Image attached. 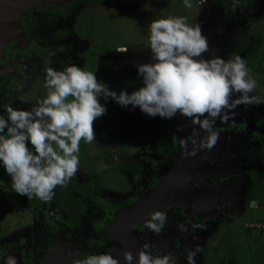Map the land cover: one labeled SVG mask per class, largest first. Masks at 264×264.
Masks as SVG:
<instances>
[{
  "label": "rangeland",
  "instance_id": "obj_1",
  "mask_svg": "<svg viewBox=\"0 0 264 264\" xmlns=\"http://www.w3.org/2000/svg\"><path fill=\"white\" fill-rule=\"evenodd\" d=\"M18 1L22 6L13 21L26 26L25 30L18 28L27 47L20 46L21 42L11 44L8 61H0V79H7L1 81L0 90H10L17 99L16 104L11 105L13 108L27 109L45 95L42 85L48 67L60 70L62 64L75 63L84 70L93 71L104 56L112 58L118 53L121 57L115 64L151 62L148 25L161 16H185L188 22L198 23L209 43L210 51L205 53L206 56L214 54L228 58L234 54L237 43L264 37V0H227L225 10L219 9L214 0H205L203 5L193 0L192 9H186L182 0H79L71 16L68 13L62 15V10L75 0H64L63 4L55 0ZM53 10L57 16L52 15ZM61 33L63 35L60 36ZM121 47L127 50H116ZM51 50L55 51V58L46 55ZM129 52L133 57L128 59ZM90 56L93 58H88ZM97 71L100 72V69L97 68ZM250 75L257 80L254 93H264L262 74L250 71ZM261 116H264V104H238L228 120L222 122L217 118L213 126L217 133L233 129L234 132L222 137L218 159L196 162L191 180L194 188L198 189L214 182H218L219 186L215 193L196 200L179 189H172L159 209L165 214L160 232L150 231L145 222L138 227V238L143 245H149L151 254L170 255L176 250L180 257L189 259L191 253L189 260L193 264H264V231L255 227H242L241 230L240 227V223H246L248 219L264 224V200L259 196L255 199L257 209L251 208L249 201H253L257 193L255 190L248 191V183L239 187L242 178L247 179H242V182L249 181L248 177L255 172L251 166L260 165L259 172L264 174V145L258 144L250 134ZM175 122L193 147L195 144V149L209 150L199 146L204 132L190 124L186 117H149L138 107L131 106L106 109L92 123L95 141L91 144L80 141L79 166L72 178L81 177L82 185L88 177L97 178L102 186L104 201L112 205L124 199L140 198L162 176L159 166L175 162L182 156L183 143L174 131ZM132 124L138 127L134 128ZM245 125L251 128L250 132L243 128ZM254 130L264 135V127ZM156 136L163 139L165 147L160 154H150V143ZM107 152H117L124 158H134L143 152L142 155L146 157L149 154V158L153 159V165L139 162L141 171L130 182L113 174V170L104 165ZM259 194L262 193L259 191ZM34 198L37 201L35 208L48 217L52 228L59 229L68 238V234L61 231V222L56 218L52 205H44L43 201ZM23 199L28 198L0 182V254H5L23 240L26 241V248L31 249L36 244L28 236L35 219L32 212L21 208L20 201ZM235 201L240 205L237 206ZM88 210L90 212L91 208ZM61 211V215L66 216V211ZM235 212H239L236 223L220 219L229 218V214ZM224 220L230 223L228 235L222 238L223 243L214 244L209 239ZM82 222L97 233L94 236L99 243L104 241L105 233L95 228V222L89 215H85ZM46 225L44 221L43 226ZM78 239L84 242L81 237ZM216 239L218 241V237ZM214 248L219 252H214Z\"/></svg>",
  "mask_w": 264,
  "mask_h": 264
},
{
  "label": "clouds",
  "instance_id": "obj_2",
  "mask_svg": "<svg viewBox=\"0 0 264 264\" xmlns=\"http://www.w3.org/2000/svg\"><path fill=\"white\" fill-rule=\"evenodd\" d=\"M182 3L186 9L194 6L193 0ZM195 3L203 5L205 0ZM147 39L151 62L135 65L141 85L131 92L110 90L94 70L72 63L63 70L46 69L42 85L45 95L29 108L5 106L0 114V168L10 177L15 193L49 202L57 186H67L78 170L80 141H95L92 123L106 112L101 98H111L122 107H138L149 117H186L204 132L199 146L208 149L218 137L213 127L217 118L228 120L238 104H264V93H254L257 80L250 75L245 59L235 54L236 48L228 58L205 55L210 51L209 43L198 23L188 22L185 16H161L149 23ZM194 150L195 144L188 154ZM164 222V212L156 210L149 214L145 226L159 233ZM258 229L263 232L264 226ZM148 248L145 244L138 250L135 264H174L168 254L153 256ZM122 256L125 264H133L130 252ZM0 264L17 262L8 255ZM72 264L119 261L101 252L85 254Z\"/></svg>",
  "mask_w": 264,
  "mask_h": 264
},
{
  "label": "flooded vegetation",
  "instance_id": "obj_3",
  "mask_svg": "<svg viewBox=\"0 0 264 264\" xmlns=\"http://www.w3.org/2000/svg\"><path fill=\"white\" fill-rule=\"evenodd\" d=\"M224 2H225V7H226V3L228 1L227 0H224ZM78 3H80L79 0H75L74 2L69 3L68 6H66L67 8H65L64 10H62V13L63 14L62 13L61 14L62 15H65V13H66V15H67V13H68L71 16L73 14V11L77 8ZM222 10H225V8L222 9ZM51 13H52L53 16H57V14H56V12L54 10ZM16 25L19 28L21 27L24 30L26 28V26L24 27L21 23H19V24L16 23ZM19 32H20V29H19ZM20 35H19V37H17L18 38L17 40L15 39L14 41H12L11 43H9V44L6 45V47L4 48V55L2 57H0V61H3V62L4 61L5 62L8 61V58L10 56V55H8V51L10 49L9 46H11V44H14L15 42H21L19 44L20 46H25L26 45V47H27V43H25L24 40H21L22 38H21ZM61 35H63V33H61L60 36ZM23 41H24V43H23ZM54 53H55V51L51 50L50 52H46V55L47 56H51L52 58H55V56H57V55H54ZM113 56H112V60H113ZM131 56H132V54L129 52V54H127V58L129 59V57H131ZM106 57L109 58L111 56H106ZM88 58L92 59L93 56H90ZM135 63H140V62H138V61H132L130 63H121V64L131 65V64H135ZM5 67H8V65H6ZM108 67L109 66H107V68ZM95 69L97 70V68H95ZM105 72L106 71H103L102 72V79H103V76H105ZM12 76H13V78H16L14 75H12ZM2 80H7V79H6V77H1L0 83H2L1 82ZM109 83H110L109 81L106 82L107 86H109ZM2 92H9L10 96L11 97H14V95H11V92L8 89L1 90L0 91V94ZM11 105H14V104H11ZM262 117H264V116H261L260 118H262ZM258 120H259V118H257V120L255 122L256 125H255V128L254 129H259V128L264 127V122H262L260 125H258V123H257ZM175 124H176V122H175ZM243 128L244 129L246 128V130H248L250 132V129L251 128H249L248 126L245 125V126H243ZM241 130H243V129H241ZM253 130L251 129V133H250V134H252L253 139L258 144H263L264 145V135L263 134L259 135V134H257L255 132V130L254 131ZM174 131H175V125H174ZM180 131H181V129H180ZM231 132H234V129L232 131H226V130L220 131V132H218V137L222 133H225L223 135V136H225L226 134L231 133ZM175 133L177 134L176 131H175ZM218 137H217V141H218ZM179 138L181 139V137H179ZM219 141L222 142V139H220ZM219 141H218V143H220ZM238 143H240V142H238ZM150 150H151L150 154H152L153 153L152 152V148H150ZM218 153H219V151H218ZM108 154H111L112 161L113 162L116 161L117 163L121 162V163H124V164H127V165H131V164H134V163H132V160H136L137 159L138 162L143 161V159H140V157H139L140 155L143 154V152H141V154H138V156H137L138 158L137 157H134V158H132V157L124 158V157L119 156V154H117V152H114L113 154L112 153H108ZM108 154L106 156H108ZM183 154L184 153L182 151L181 158L178 159V160H176L175 162H171V163H169L168 165H165V166H159L160 167V170L162 171V176H163L164 172H169V171H171V169L172 170H175V171L177 170L178 167H179V171H181L183 169V166L185 165L184 164V157H185V155H183ZM146 155H148V154H146ZM142 156H144V158H145V154L142 155ZM121 158H123L124 160L121 159ZM152 160L153 159H151V163H146V165L149 164L148 166H152L153 165ZM103 162H105V160ZM104 165H105V163H104ZM106 166L109 167V168H111L112 170L114 169L112 166H110V164H108ZM251 167H254L255 172H253L252 175L250 177H248V180L249 181L242 182L241 181L242 179L243 180H247L246 178H242L239 181V183H240V186L239 187L242 188L244 183L246 185L248 183V186H249L248 191L250 190V192H252L253 190H255V192L257 193L255 195L256 197H254V200L253 201H249V205H250L251 208L257 209V203H256L255 199H257L260 196L264 200V174H262V173L259 172L260 165H258V166H251ZM193 173L194 172H192V174H191V179L193 177ZM113 174H116V173L113 171ZM183 174H186V173H183ZM137 175H134L132 177V181L135 178V176H137ZM118 176H120V175H118ZM162 176L160 177V179L162 178ZM76 177H77L76 180H77L78 183L74 185V189L82 188V187L86 186V183L87 182L82 185V183L80 182V180L82 178L81 177H78V176H76ZM160 179L156 182L155 186L152 187L149 190V192L152 191L156 187V185L158 184V182L160 181ZM190 181L192 183V180H190ZM79 185H81V186H79ZM192 186H193V188L195 187L193 185V183H192ZM218 186H219V183L218 182H214V183L210 184L209 186L207 185L203 189L194 188V190L198 189L196 191H202V190H206L208 188H212L211 191L209 192V194H213V193L216 192V189L218 188ZM101 191H102V186H101L100 190H98V192L95 193V196H96L95 203L86 204L85 205L82 202V204H84V206H83L84 210L80 214V216H78V217L76 216V219H75L74 222H73V220H71L68 223L62 221V220L65 221V219H68L69 216H70V213H71L70 212L71 209L68 208L66 205H63L62 203H60L58 205V207L56 208V206L54 205V203L52 201H50V202H43L44 205H50V204L52 205L53 211L55 212V215H56V218L61 222V225H62L61 231L67 233L68 234V238H67V236H65L64 234H62L59 229L52 228V225L48 221L49 220L48 217L47 216L45 217L44 214L42 212H40V210H38L37 208H35V204L37 203V201L34 198L33 199V202H32L33 205H32L31 210L30 211H26V212H32V214L34 216V219H35V224L33 225V227L31 229H29L28 236H31V240H33V242H35L36 244H34V247L31 248V249L30 248H26L25 247L26 241L23 240L22 243H18L17 245L13 246L5 254L4 253H1L0 254V259H2L5 256H8L12 250H14L15 253H16V257L15 258L17 259V261H16L17 264H72L73 260L83 258L85 254H95V253H101V252H107V253H110L111 254V249H112L113 241H112V238H111V235H110V226L116 220V217H117L119 211L122 208L130 205L131 203H133L135 200H137L139 198H135L134 200H131V202L129 204L121 207L119 209V211L117 212L115 219L112 220L111 222H109V225L107 226L106 229H103L101 225L105 222V217H106L105 213L106 212H110L111 210L115 211V207L118 206L119 204H122V202H124L126 199L120 201L117 205L116 204L115 205H112L110 202L108 203V202L104 201L103 192L101 193ZM259 191L262 194H259ZM148 193H146L145 195H147ZM182 193H183V191H182ZM183 194H185V192ZM209 194H207V195H209ZM99 195H100L101 200H99ZM145 195L140 196V198H142ZM73 196L75 197L76 195L73 193ZM204 197H202V198H204ZM128 201H130V200H128ZM235 203H236L237 206L240 205L236 201H235ZM253 204L255 206H253ZM90 208H91V211L89 212L88 209H90ZM62 209H64L66 211V216H62L61 215V212H62L61 210ZM239 209L240 208H238L237 210H239ZM234 214L233 215L232 214H229V218H226V216H225V217L220 218V219H225V220L228 219V221H230V223H236L238 221V218L236 217V214H239V212H235ZM85 215H89L91 217V219L95 222V224H93L95 226V228H98L99 230H101L102 232L105 233L106 236H105V238H103L104 241H102V242L99 243V240L98 239H95V237L97 236V233L94 232V231H92L89 228V226L87 225V223L85 225L82 222V220L85 217ZM147 219H149V218H147ZM147 219H144L143 221L139 222L134 227V231L136 233L137 238H138V235H137L138 227L143 222H145ZM225 220H224V223L223 224L222 223H219L217 225L218 231L217 232H214L211 235V238L209 239V241H211L213 243L215 242L214 244H216L217 242H219L220 244H221V242L222 243L224 242L222 238L226 236L227 230L228 231L230 230V229H228L230 223H226ZM44 221H45V224H47L46 227L43 226V222ZM195 221H196V219L193 220V222H195ZM249 222L250 221L248 219V221L246 223H240L241 230L243 229L242 227H244V229H248L247 227H255L257 229V228H259V226H264V224H261L259 222H250V223ZM54 224L57 227L56 223H54ZM194 224H196V223H194ZM207 225H210V224H207ZM98 229H96V230H98ZM44 230H46V231H44ZM71 234H74V235L71 236ZM94 235H96V236H94ZM79 237H81V239H83L84 242H82V240H79V239L77 240V238H79ZM84 237H85V239H84ZM216 237H218V241H217ZM138 240H139V238H138ZM225 241L227 242L226 239H225ZM228 241L231 242L232 239L229 238ZM139 242H140V240H139ZM140 243L142 244V242H140ZM142 246H143V244H142ZM214 252H219V251H218L217 248H214ZM214 256L217 257L216 254ZM114 257H116L118 259L119 264H125V261L123 260V256L122 255L121 256H114ZM180 258H182L183 260H185L189 264H193V262L190 261L189 259H186V258H183V257H180ZM196 260H198V258H196ZM204 264H206V262Z\"/></svg>",
  "mask_w": 264,
  "mask_h": 264
},
{
  "label": "trees",
  "instance_id": "obj_4",
  "mask_svg": "<svg viewBox=\"0 0 264 264\" xmlns=\"http://www.w3.org/2000/svg\"><path fill=\"white\" fill-rule=\"evenodd\" d=\"M214 4H216L220 9L225 8V2L224 0H214ZM235 54H239L242 58L245 59L247 66L249 67L250 71L256 74H262L264 77V37H257L255 40H248V41H242L237 43ZM121 57V54H115L112 58H107L104 56L102 60L100 61L97 68L100 69V72H98L96 69L94 70L95 76L97 79H102V72H105V76H103L102 82L106 83L109 81L108 88L110 90H115L119 92L120 89H124L127 92H131L137 87L141 85V79L136 75V67L135 64L127 65V64H115ZM114 61L112 64L111 62ZM107 66H109L107 68ZM65 65L62 64L60 67V70H63ZM117 69V70H116ZM107 80V81H106ZM264 83V80H263ZM0 86H2V83H0ZM1 91V90H0ZM17 99L15 97H11L9 92H2L0 94V114L4 113V108L6 105L16 104ZM101 103H104L106 105V109L112 108L114 106H120L115 101H113L111 98H109L107 101H104L103 98L100 99ZM262 122H264V117L259 118L258 125H260ZM134 128H137L134 124H132ZM150 147L152 148V152L155 154H160L161 151H163L165 144L161 137L156 136L152 137V141L150 143ZM140 159H143L146 163H151V159L149 158V154L146 155V157L139 156ZM138 158V157H137ZM105 165L110 164L114 169L113 171L117 174L123 177L124 179L132 182V177L134 175H137L141 171V166L138 160H132L131 165H127L124 163H117L116 161H112L111 154H108V156L105 159ZM77 178H71V180L68 182L67 186L61 187L57 186L54 189V197L52 198V201L56 208L60 203L63 205H66L68 208H70V216L68 219L62 220L63 222H70L73 220V222L76 219V216H80V214L83 212L84 204H92L95 203L96 196L95 193L98 192L101 188L100 181L97 178H89L87 179L86 186L82 188L74 189V185L77 184ZM0 182H2L7 188L12 189L11 187V180L10 177L4 172L3 168H0ZM81 186V185H79ZM73 193L76 195L73 196ZM49 201V202H50ZM32 202L33 199H23L20 201L21 208L24 211H30L32 208ZM82 202L84 204H82ZM131 202L128 200H125L122 202V204H119L115 207V211L111 210L110 212H106L105 215V222L101 225L103 229H106L109 225V222L115 219L117 212L119 209Z\"/></svg>",
  "mask_w": 264,
  "mask_h": 264
},
{
  "label": "water",
  "instance_id": "obj_5",
  "mask_svg": "<svg viewBox=\"0 0 264 264\" xmlns=\"http://www.w3.org/2000/svg\"><path fill=\"white\" fill-rule=\"evenodd\" d=\"M55 1L63 4L64 0ZM21 6L17 0H0V57L4 55V47L13 40H17V37L20 35L19 28L13 20ZM175 131L181 137L183 143V155H185L184 170L179 171V167L177 166L176 171L171 169L169 172H164L162 178L152 191L119 211L116 220L110 226V235L113 241L111 254L113 256H121L125 251L130 252L134 257L133 264H135V257L138 250L142 249V244L136 236L134 227L139 222L149 218L151 212L161 208L171 189H180L193 200L206 196L212 189L208 188L202 191L194 190L190 181L191 174L196 162L206 159H218V151L222 144L219 140L222 139L225 133L219 135L218 141L220 143L216 140L217 143L209 150L202 151L195 149L194 154H188L189 152H193L194 147L176 124ZM183 173H187L188 175ZM9 255L16 257L14 250ZM169 256L174 264H189L179 257L176 250Z\"/></svg>",
  "mask_w": 264,
  "mask_h": 264
},
{
  "label": "bare ground",
  "instance_id": "obj_6",
  "mask_svg": "<svg viewBox=\"0 0 264 264\" xmlns=\"http://www.w3.org/2000/svg\"><path fill=\"white\" fill-rule=\"evenodd\" d=\"M186 174H187V173H186ZM186 174H185V175H186ZM187 175H188V174H187Z\"/></svg>",
  "mask_w": 264,
  "mask_h": 264
}]
</instances>
